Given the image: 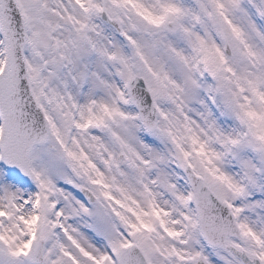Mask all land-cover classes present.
Listing matches in <instances>:
<instances>
[{
	"label": "snow or ice",
	"instance_id": "6c2138e0",
	"mask_svg": "<svg viewBox=\"0 0 264 264\" xmlns=\"http://www.w3.org/2000/svg\"><path fill=\"white\" fill-rule=\"evenodd\" d=\"M0 264H264V0H0Z\"/></svg>",
	"mask_w": 264,
	"mask_h": 264
}]
</instances>
